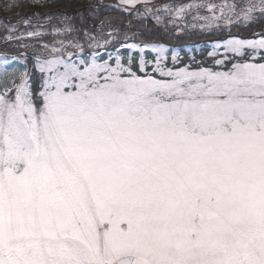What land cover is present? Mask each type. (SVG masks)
Here are the masks:
<instances>
[{"label":"snow or ice","instance_id":"1","mask_svg":"<svg viewBox=\"0 0 264 264\" xmlns=\"http://www.w3.org/2000/svg\"><path fill=\"white\" fill-rule=\"evenodd\" d=\"M220 13L197 19L264 22V0ZM59 43L36 90L0 61V264H264V32L195 69L163 44Z\"/></svg>","mask_w":264,"mask_h":264},{"label":"rangeland","instance_id":"2","mask_svg":"<svg viewBox=\"0 0 264 264\" xmlns=\"http://www.w3.org/2000/svg\"><path fill=\"white\" fill-rule=\"evenodd\" d=\"M248 2L249 0H149L146 9L143 3H138L135 7H132L121 4L120 0H111L104 2L103 7L108 12L112 9L117 10L118 13H115L117 19L105 18L103 22L98 21V24L84 23L81 19L82 14H79L80 16L77 17L78 21L76 22L72 20L71 16L62 17V15H59L61 9L59 11L55 10L52 12V16L47 18L30 17V13H26L28 12V6L18 5L12 10V13H15V17H17L15 21L6 20L3 16L4 13L0 12V61L5 58L8 59L7 67L10 72L29 71L31 75L30 82L34 90L39 89L42 83L38 61L49 56V50L45 49L43 45L48 44L49 47H59L60 41H63L66 49L74 52V54L79 53L72 45L79 43L85 46V54L98 51L105 58L107 56L105 49L115 57L118 54L116 52L117 45L122 46L125 43L163 44L168 49L169 59L167 64L169 67L173 66L172 55L177 56L176 66L178 67L186 58L195 61L197 55L201 52H205L207 60H211L215 65V60L223 58L226 54L231 55L226 53V49L223 47L227 39L253 38L254 33L264 32V29L238 34L235 28L246 29L251 24L245 25L241 21L239 24L233 23L228 26L225 25L223 17L217 21L220 25L219 28L209 29L204 27L206 21L197 19V17L221 16L220 9L225 5L232 3L246 5ZM186 5H199V7L186 9L181 16H177L176 12L179 8ZM208 5L215 7L210 10ZM62 7L65 12H70L75 6L71 2L63 3ZM89 9L91 11L90 7ZM92 9L94 11L100 10V6H93ZM237 11H239V8ZM33 14L36 15V13ZM25 19H29L30 23L25 24L23 22ZM93 19L97 22L95 19L99 18L93 17ZM12 27H15L18 33L23 34L22 39H7L10 33L6 29ZM65 27L70 28L71 31L64 32ZM55 29H61L60 34H57ZM29 31H38L42 35L28 37L27 32ZM109 33H111V36ZM217 36L221 37L215 39L218 38ZM92 37L100 42L101 47L96 49L88 47L90 42H94L91 40ZM172 37L177 40L174 41ZM163 38L165 39L163 40ZM105 39H109L111 43L104 45ZM175 42L179 44H175ZM121 51L125 54L132 51L134 56L137 55L134 50L124 49L123 47H121ZM154 55V53L147 54V59L151 60ZM0 67H3V65H0ZM149 71H151V67H149Z\"/></svg>","mask_w":264,"mask_h":264},{"label":"trees","instance_id":"3","mask_svg":"<svg viewBox=\"0 0 264 264\" xmlns=\"http://www.w3.org/2000/svg\"><path fill=\"white\" fill-rule=\"evenodd\" d=\"M109 1L111 0H39V2L44 5L43 7L33 6L35 3V0H16V3L18 5H27L28 12L26 13L27 14L30 13L29 14L30 17L37 16L41 18H47L49 16H52V12H54L55 10L59 11L61 9L60 10L61 12H59V15H62V17L71 16L72 20L76 22L78 21L77 17L79 18L80 16L79 14H82L81 19H83L84 23L91 22V24H94V23L98 24V21L101 20V22H103L105 18L114 19V20L117 19L115 18L117 17L116 16L117 14L115 15V13H118L116 12L117 10L112 9V10H109L108 12L106 11L107 9L103 7L105 5L104 2H109ZM71 2L75 6L74 9H72L70 12H65L64 8L62 7V4L63 3L67 4ZM11 3H12V0H0V12L4 13L3 16L6 20L15 21L17 17H15L14 15L15 13H12V10L14 7H9ZM93 6H100V10L94 11V9H92ZM89 7L91 8V11ZM33 13H36V15ZM108 14H109V17H108ZM93 17L99 18V19H95L97 20V22L93 21L94 20ZM88 25L90 24L88 23ZM235 29L238 34L239 33L240 34L250 33L251 31L256 30V29H264V22L253 23L251 24L250 27L248 26V28L246 29H243L241 27L235 28ZM221 36H217L218 38H215V39H219ZM164 39L165 38H163V40ZM172 39L174 41L177 40L174 37H172ZM167 42H170V41H167ZM176 43L177 42H175V44ZM185 65H191V67L194 69L200 66L215 67V65H213L211 60H207V55L205 52H201L199 55H197L195 61H192L186 58V60L183 61L178 67H182Z\"/></svg>","mask_w":264,"mask_h":264}]
</instances>
